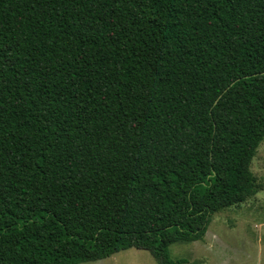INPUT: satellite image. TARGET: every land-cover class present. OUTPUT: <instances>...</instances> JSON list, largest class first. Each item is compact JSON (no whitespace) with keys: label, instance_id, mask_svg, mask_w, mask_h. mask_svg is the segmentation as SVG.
Here are the masks:
<instances>
[{"label":"trees","instance_id":"1","mask_svg":"<svg viewBox=\"0 0 264 264\" xmlns=\"http://www.w3.org/2000/svg\"><path fill=\"white\" fill-rule=\"evenodd\" d=\"M263 141L264 0H0V264H189Z\"/></svg>","mask_w":264,"mask_h":264},{"label":"rangeland","instance_id":"2","mask_svg":"<svg viewBox=\"0 0 264 264\" xmlns=\"http://www.w3.org/2000/svg\"><path fill=\"white\" fill-rule=\"evenodd\" d=\"M251 172L262 190L243 203L216 213L206 236L170 248L173 259L189 264H264V141L252 161ZM82 264H158L145 250L129 249Z\"/></svg>","mask_w":264,"mask_h":264}]
</instances>
